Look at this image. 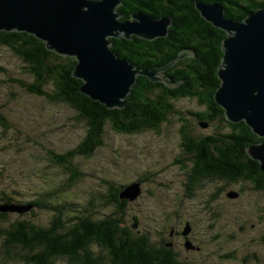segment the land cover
<instances>
[{
    "label": "trees",
    "instance_id": "trees-1",
    "mask_svg": "<svg viewBox=\"0 0 264 264\" xmlns=\"http://www.w3.org/2000/svg\"><path fill=\"white\" fill-rule=\"evenodd\" d=\"M196 2L218 4L223 7L224 17L234 21H241L259 7L264 8V0H121L116 8L121 19L131 18L135 12L170 18L165 37L153 40L135 35L129 39L110 37V47L118 57L125 58L136 69H159L157 74L170 82L168 85L163 80L151 81L145 75H137L122 108L109 109L80 91L82 81L72 75L73 57L46 49L42 40L25 31L0 30V45L21 58L32 76L30 82L8 80L50 102L69 105L84 121L85 132L74 147L62 153L49 151L51 158L68 174L60 184L62 192L70 190L84 176L74 157H91L104 144L107 128L122 134L159 131L170 115H177L181 122V146L185 154L177 161L186 174L187 195L203 182L217 181L238 185L237 191L250 183L255 185V190L264 192V173L258 161L246 152L249 144L264 138L253 133L243 121H228L214 99L220 84L217 69L226 33L200 14ZM180 52L184 56L178 58ZM178 98H195L203 106L201 111L186 112L210 128V133L193 134L187 120L181 117L183 112L174 107L172 100ZM0 124L8 127L1 113ZM188 160L192 161L191 166L185 168ZM104 184L103 191L89 193L84 200H74L65 193L62 197L52 196V189L44 187L37 188L32 197L12 184L8 190L1 187L0 263L198 264L184 254L182 245L168 244L172 225L153 234L137 227V216L128 224L129 200L119 196L121 188L128 183L105 181ZM237 191L232 192L237 195ZM218 194V188L208 194L205 209L219 198ZM2 206L16 209L1 210ZM35 208L47 213L48 220L42 223L34 218ZM166 218L169 219V214ZM177 220L174 228L181 224V231L186 223L194 227L189 220L181 221L178 217ZM226 237L234 235L229 233ZM230 254V258L234 257L235 251ZM248 262V256L243 255L239 263Z\"/></svg>",
    "mask_w": 264,
    "mask_h": 264
},
{
    "label": "rangeland",
    "instance_id": "rangeland-1",
    "mask_svg": "<svg viewBox=\"0 0 264 264\" xmlns=\"http://www.w3.org/2000/svg\"><path fill=\"white\" fill-rule=\"evenodd\" d=\"M26 65L0 45V113L8 123L7 128L0 124V188L8 190L12 184L32 197L37 188L44 187L52 189V196L62 197L65 193L74 200H84L89 193L103 191L105 181L127 184L141 178L140 194L128 201V224L137 216V227L154 234L169 224L176 225L177 217L181 221L189 220L194 224V243L201 248L190 251L182 245L181 249L194 262L240 264V258L246 255L250 259L248 263L264 264V192L255 190V185L250 183L243 184L238 192V185L232 183L202 181L203 185L187 195L186 174L177 161L185 154L177 115H170L159 131L122 134L107 128L104 144L91 157H74L84 176L70 190L62 192L60 184L68 174L51 158L49 151L62 153L74 147L85 132L84 121L69 105L50 102L8 80L30 82L32 76ZM172 102L183 112L181 117L187 120L193 134L210 133V128L186 112L201 111L203 106L195 98H178ZM191 162L188 160L184 167L191 166ZM217 188L219 198L205 209L208 194ZM232 191L238 194L229 195ZM48 216L35 208L34 218L42 223ZM229 233L234 237H226ZM232 250L235 256L230 258Z\"/></svg>",
    "mask_w": 264,
    "mask_h": 264
},
{
    "label": "water",
    "instance_id": "water-1",
    "mask_svg": "<svg viewBox=\"0 0 264 264\" xmlns=\"http://www.w3.org/2000/svg\"><path fill=\"white\" fill-rule=\"evenodd\" d=\"M120 3L121 0H0V30L25 31L42 40L46 49L73 57L72 75L82 81L80 91L109 109L122 108L137 75L151 81L163 80L168 85L170 82L156 75L159 69H136L118 57L110 47V37H165L170 18L135 12L131 18L121 19L116 10ZM195 5L207 21L226 33L215 101L228 121H243L264 138V8L234 21L224 17L223 7L218 4ZM183 56L180 52L178 58ZM246 152L258 161L264 173V140L249 144ZM140 192L139 181H133L121 188L119 196L133 200ZM189 231L186 223L182 233ZM185 247H192L188 240Z\"/></svg>",
    "mask_w": 264,
    "mask_h": 264
},
{
    "label": "flooded vegetation",
    "instance_id": "flooded-vegetation-1",
    "mask_svg": "<svg viewBox=\"0 0 264 264\" xmlns=\"http://www.w3.org/2000/svg\"><path fill=\"white\" fill-rule=\"evenodd\" d=\"M179 226H181V224L177 225L176 226L177 228H174V226H171L173 231H171V236L169 238L170 241H169L168 244L170 246H173V247L174 246H177V245H183V246H185L184 245L185 244V241L188 240L191 243L192 247L187 248V249L185 248V250H190V251H192V250H199L201 248V246L194 243L195 240H196V237L193 235L194 234L193 233V226L190 225L191 229L188 232V234H186V235H184L182 233L183 230L181 231Z\"/></svg>",
    "mask_w": 264,
    "mask_h": 264
},
{
    "label": "bare ground",
    "instance_id": "bare-ground-1",
    "mask_svg": "<svg viewBox=\"0 0 264 264\" xmlns=\"http://www.w3.org/2000/svg\"><path fill=\"white\" fill-rule=\"evenodd\" d=\"M235 195H236V193H235Z\"/></svg>",
    "mask_w": 264,
    "mask_h": 264
}]
</instances>
